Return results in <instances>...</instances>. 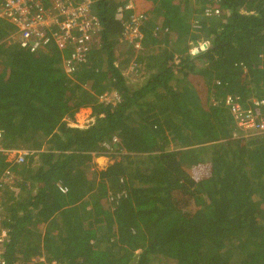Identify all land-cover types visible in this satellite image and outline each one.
<instances>
[{
	"label": "trees",
	"instance_id": "trees-1",
	"mask_svg": "<svg viewBox=\"0 0 264 264\" xmlns=\"http://www.w3.org/2000/svg\"><path fill=\"white\" fill-rule=\"evenodd\" d=\"M120 4H94L100 43L72 77L68 52L30 54L0 20L2 146L28 152L13 167L0 153V181L16 174L1 198L7 264H264V135L244 136L223 103L264 100V0H139L159 54L138 57L150 77L136 89L117 64ZM192 43L207 50L192 56ZM87 108L95 122L71 126ZM105 144L115 162L89 178Z\"/></svg>",
	"mask_w": 264,
	"mask_h": 264
},
{
	"label": "built area",
	"instance_id": "built-area-1",
	"mask_svg": "<svg viewBox=\"0 0 264 264\" xmlns=\"http://www.w3.org/2000/svg\"><path fill=\"white\" fill-rule=\"evenodd\" d=\"M97 1L99 0H83L82 2L48 0V4H45L42 0H0V18L13 27L10 40L24 51L40 54L49 47L55 46L60 52H68V56L63 61V68L68 76L72 77L79 73L82 67L90 65L91 53L102 34L101 21L97 15L93 14V7ZM117 1L121 4L116 12V20L123 24L120 40L136 52H141L144 50L145 42L142 28L149 15L137 9L139 0ZM213 14L218 15L219 11L206 10L207 16ZM132 70L138 72L136 61L133 62ZM118 99L116 92H108L102 96V102L106 104ZM223 103L229 109L238 127L247 133V136L264 135V117L253 109V103L254 106L261 108L264 106V100H254L251 105L240 95L229 94ZM2 140L3 131L0 129V153L7 157V162L11 163L12 167L23 164L28 152L4 149ZM114 143H118L117 138L114 139ZM104 147L101 155L114 154L111 144H105ZM15 179L16 174L9 168L0 181V264H7L4 256L12 241L9 230L1 225L3 222L1 198L3 189L12 188ZM59 188L63 193H68L63 185L60 184ZM121 196L123 194L117 197Z\"/></svg>",
	"mask_w": 264,
	"mask_h": 264
},
{
	"label": "rangeland",
	"instance_id": "rangeland-1",
	"mask_svg": "<svg viewBox=\"0 0 264 264\" xmlns=\"http://www.w3.org/2000/svg\"><path fill=\"white\" fill-rule=\"evenodd\" d=\"M44 3L48 4V0H47V2L44 1ZM203 14L206 15V10H204ZM203 14L201 13V15H203ZM1 20L5 21L4 19H1ZM198 27H199V24H198L197 21H195L193 28L196 30V29H198ZM143 28H142V31H143ZM100 38L98 39L97 43H100ZM191 45H192L191 48L199 47V46H196L193 43ZM152 51H154L153 53H158L159 54V51H158V49H157V47L155 45L154 46H149L147 48L144 47V50H142L141 52H136L133 48L129 47L125 43H123V44L119 43L116 46V56L118 58L117 64H120V67L124 71V74H125V76L127 78L128 84L131 87H133L135 89L136 88H141L148 81L150 76L149 75H144L142 73V68H143L142 64L143 63H139L138 62V57H140V55L143 53L144 55L141 58H142V61H144L145 54L146 53L149 54ZM135 61L138 64V72H135V71L132 70L133 62H135ZM199 82H200V79H198L197 81H193V83L195 85H197ZM252 88H256V87L253 86ZM106 93H108V92H106ZM100 101H102V96L100 97ZM93 113L94 112H93L92 109H81L74 116L72 121H69V120L68 121L70 122L71 126L87 128V127H89L90 125H92L95 122V118L93 117ZM247 137H249V136H247ZM172 150H177V149L176 148H172ZM104 156L106 157L105 160L104 161L101 160L100 163L96 164L97 157L95 155H93L92 161L89 162V163H86L84 165V169H86V173H87V176L89 178H92L93 174L96 173L97 171L106 170L109 166H111L115 162V159L112 158V155H109V156L104 155ZM192 174H193V172H192ZM196 175L200 176V175H202V172L196 171ZM167 263H169V262L165 260L162 264H167ZM169 264H172V263H169Z\"/></svg>",
	"mask_w": 264,
	"mask_h": 264
},
{
	"label": "crops",
	"instance_id": "crops-1",
	"mask_svg": "<svg viewBox=\"0 0 264 264\" xmlns=\"http://www.w3.org/2000/svg\"><path fill=\"white\" fill-rule=\"evenodd\" d=\"M0 20H1V18H0ZM253 99H255V98H253ZM87 109H91V108H87ZM244 136H247V135H244ZM105 156H100V157H97V160H96V164L97 163H100V161L101 160H105ZM207 164H203V165H199V166H197V167H195V169L194 170H192L193 171V176L196 178V179H202V178H204V177H206V175H207V172H208V169H207ZM191 171V172H192ZM196 171H199V172H202V175H200V176H197L196 175ZM210 171V170H209Z\"/></svg>",
	"mask_w": 264,
	"mask_h": 264
},
{
	"label": "clouds",
	"instance_id": "clouds-1",
	"mask_svg": "<svg viewBox=\"0 0 264 264\" xmlns=\"http://www.w3.org/2000/svg\"><path fill=\"white\" fill-rule=\"evenodd\" d=\"M206 50H207V49H206V44H200L199 47L190 49V54H191L192 56H196V55H198L201 51H206ZM30 54H31V53H30ZM33 55H35V54H33Z\"/></svg>",
	"mask_w": 264,
	"mask_h": 264
}]
</instances>
